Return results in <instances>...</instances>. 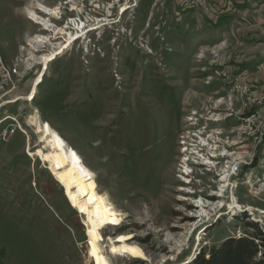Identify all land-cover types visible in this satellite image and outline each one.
<instances>
[{"label":"rangeland","instance_id":"obj_1","mask_svg":"<svg viewBox=\"0 0 264 264\" xmlns=\"http://www.w3.org/2000/svg\"><path fill=\"white\" fill-rule=\"evenodd\" d=\"M123 1L0 0V56L20 77L0 91V264H94L84 214L28 123L34 111L77 151L116 213L117 223L98 229L112 264H180L253 232L245 222L260 230L264 252V138L226 116L239 106L232 84L218 100V75L199 83L208 79L199 66L217 54L194 52L217 34L186 35L176 0H128L120 12ZM108 237L139 245L144 257L110 254Z\"/></svg>","mask_w":264,"mask_h":264},{"label":"bare ground","instance_id":"obj_2","mask_svg":"<svg viewBox=\"0 0 264 264\" xmlns=\"http://www.w3.org/2000/svg\"><path fill=\"white\" fill-rule=\"evenodd\" d=\"M121 4H123V2H121L120 5ZM184 7L197 8L205 12V6H202L201 4H186ZM126 8L128 7H121V12H123ZM80 31H83L82 27ZM77 37L78 34L74 37H71V39L69 38L68 43L73 39L76 40ZM54 55L55 53L52 52L43 57V70L38 76L36 83L41 81V75L45 73L46 63L48 60L52 59ZM9 75H12V80L14 83L20 81L19 73L16 67L9 68ZM261 81L262 83L260 91L256 92L254 89L253 102H261L262 98H264V73L262 75ZM5 88L7 87L0 85V91L3 89L5 90ZM232 90L237 94V96H239L238 100H242L241 87L232 85ZM35 93L36 86L33 85L27 93L26 100H33ZM20 98L22 97L17 96L13 99L5 101L4 104L17 101ZM259 116H262L260 119H264V103L256 104V112L254 114V119L251 120L250 128H243L241 117H239L240 123L238 128L243 133L247 132L254 140L261 138L264 131L263 120V125H260L262 127L260 128L259 132L252 135L250 134L253 133L251 130L254 125V121ZM28 117V123L35 127L36 132L41 134L40 138L43 144L42 148L48 149V151L43 155L44 162L48 165L50 172L55 177H57L58 182L64 187L65 193L68 196L72 206L78 207L80 212L84 214L87 229L86 243L90 249L94 264H112L110 258L103 253L104 251L100 243V234L98 229L103 226H109L113 223L115 224L118 220L116 213L110 207V202L99 193L94 182V173L83 162L77 151L71 148L65 139L61 137V135L56 130H54L47 121L41 120L36 111H34V113L30 114ZM256 129L258 128L256 127ZM206 163L211 164L209 161H205V164ZM234 165H236L235 162H230L228 165L229 170H226L228 172V176L234 174ZM186 171L189 170L187 169ZM221 181H227L226 177L223 176ZM221 186L223 187L226 185L222 184ZM221 190L223 191V189H220V191ZM238 206L239 205L236 203V201H232L228 204V208L230 209L236 208ZM108 251L114 256L124 255L128 256L129 258L144 257L143 250L139 245L126 240L115 241L111 237H108Z\"/></svg>","mask_w":264,"mask_h":264},{"label":"crops","instance_id":"obj_3","mask_svg":"<svg viewBox=\"0 0 264 264\" xmlns=\"http://www.w3.org/2000/svg\"><path fill=\"white\" fill-rule=\"evenodd\" d=\"M209 5L206 12L180 4L174 11L186 35L193 31L217 34L198 43L194 52L197 59H202L199 54L204 49H214L217 54L216 59L199 66L200 71H208L206 82L203 79L199 83L210 84L212 75H218L215 79L221 86L215 91L225 90L218 100L226 98L224 94L234 80L257 83L255 90L260 91L264 73V0H210Z\"/></svg>","mask_w":264,"mask_h":264},{"label":"trees","instance_id":"obj_4","mask_svg":"<svg viewBox=\"0 0 264 264\" xmlns=\"http://www.w3.org/2000/svg\"><path fill=\"white\" fill-rule=\"evenodd\" d=\"M244 225L254 228L253 232L237 237L227 236L207 252L200 249L190 260L180 264H264L260 230L252 222H245Z\"/></svg>","mask_w":264,"mask_h":264},{"label":"built area","instance_id":"obj_5","mask_svg":"<svg viewBox=\"0 0 264 264\" xmlns=\"http://www.w3.org/2000/svg\"><path fill=\"white\" fill-rule=\"evenodd\" d=\"M210 0H179L180 5L182 7L186 6V4H201L202 6H205V12L209 11ZM128 0H124L123 4L120 5L119 11L121 12V7H130L127 5ZM9 68L7 67L3 61V59L0 56V85H4V87H10L12 85H15L14 81L12 80V75H9ZM232 85H237L241 87L242 90V100H239V106L238 109L227 111V115H236L237 117H241V122L243 124V128H250L251 120L254 119V114L256 112V104L257 103H264V98H262L261 102H253V94L254 89L257 88V83H249L246 81H234ZM245 110L246 112H243ZM224 116V117H226ZM14 129H5L3 132H1V137L3 139H6L7 136H9V133H12ZM263 138H264V131H263ZM238 171V165H234V174L235 176Z\"/></svg>","mask_w":264,"mask_h":264},{"label":"flooded vegetation","instance_id":"obj_6","mask_svg":"<svg viewBox=\"0 0 264 264\" xmlns=\"http://www.w3.org/2000/svg\"><path fill=\"white\" fill-rule=\"evenodd\" d=\"M219 120H220V119H217V120H214V119H213V121H219ZM120 127L123 128L124 126L121 125ZM207 129H208V130H212L213 127H208ZM208 132H210V131H208ZM206 133H207V132H206ZM121 140H122V139H121Z\"/></svg>","mask_w":264,"mask_h":264}]
</instances>
